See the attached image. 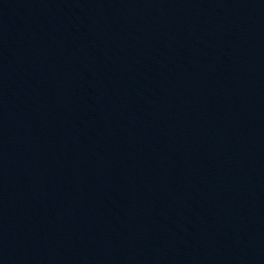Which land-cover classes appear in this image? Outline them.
I'll list each match as a JSON object with an SVG mask.
<instances>
[{"label":"water","instance_id":"obj_1","mask_svg":"<svg viewBox=\"0 0 264 264\" xmlns=\"http://www.w3.org/2000/svg\"><path fill=\"white\" fill-rule=\"evenodd\" d=\"M0 264H264V0H0Z\"/></svg>","mask_w":264,"mask_h":264}]
</instances>
